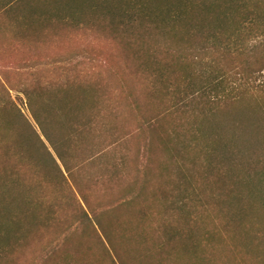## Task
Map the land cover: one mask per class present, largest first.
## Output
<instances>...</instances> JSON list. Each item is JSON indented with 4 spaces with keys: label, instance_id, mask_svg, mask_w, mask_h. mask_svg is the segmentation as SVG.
I'll list each match as a JSON object with an SVG mask.
<instances>
[{
    "label": "trees",
    "instance_id": "1",
    "mask_svg": "<svg viewBox=\"0 0 264 264\" xmlns=\"http://www.w3.org/2000/svg\"><path fill=\"white\" fill-rule=\"evenodd\" d=\"M0 15L21 44L92 20L127 62L95 64L88 78L36 69L17 83L36 128L0 81V264L26 253L30 264H92L94 248L109 264L184 254L210 264L202 254L214 248L216 222L233 238L264 240V216L251 211L264 206V155L241 170L205 126L222 104L264 100V0H0ZM128 118L143 141L138 166L120 126ZM165 119L159 168L168 179L151 188L154 131Z\"/></svg>",
    "mask_w": 264,
    "mask_h": 264
},
{
    "label": "rangeland",
    "instance_id": "2",
    "mask_svg": "<svg viewBox=\"0 0 264 264\" xmlns=\"http://www.w3.org/2000/svg\"><path fill=\"white\" fill-rule=\"evenodd\" d=\"M2 16L0 15V18ZM6 23L5 17L0 19V25H2V29H0V81L9 89L12 99L34 127L25 96L17 90V83L31 80L37 75L35 74L36 69L60 65L65 66L62 73L49 72L38 73V75L88 78L90 67H94L95 64L111 67L127 64L122 58L123 45L121 42L113 39L107 32L95 30V26L91 25L93 24L92 20L87 24L80 25L77 30L57 28L51 31L50 35L43 36V42L36 43L30 40L26 44H21L12 38L5 29ZM36 66L38 67L35 68ZM131 80L137 81L136 84L139 87L140 80L138 78L132 77ZM112 84L114 85V82ZM140 97L143 101V96L140 95ZM170 125V121L165 119L162 124L160 123V128L158 127L154 131L155 141L152 148L155 156L153 154L151 156L150 173L155 177V182L152 183L151 188L158 185L164 187V177L168 179L167 176L161 174L159 168L160 163L164 161L163 158L168 157L162 153L163 148L161 150L159 139H165L166 131ZM120 126H122L123 132L129 133L126 137L128 141H126L132 154L131 162L138 166L144 161L141 156L138 157V153L143 149V141L138 137L136 126L130 121V118ZM205 126L212 135L221 138L220 142H225L228 145L229 152L236 155L239 169H257L256 164L262 162L264 155V100L252 98L240 101V103L222 104L212 117L207 119ZM167 143L171 145L170 140H167ZM171 168L173 170L172 161ZM171 176L170 174V179ZM251 211L259 217L264 216V206L260 203L253 204ZM119 220L129 221L130 217L124 214L119 217ZM252 221L256 220L252 219ZM216 227L218 235L214 236V248L207 247V251L202 254L206 263L264 264V240L260 243L256 240L249 242L250 240L244 234H237L233 238L217 222ZM233 229L238 233L239 230H246L242 227L241 222L236 223ZM242 245H246L248 250L254 253V257H248L247 253L241 250ZM92 252L93 254L87 255L92 264H109L107 259L104 261L98 259L100 255L96 248ZM190 256L188 254L175 255L170 264H192L194 259ZM6 261L7 264H30V256L28 253L24 256L16 254Z\"/></svg>",
    "mask_w": 264,
    "mask_h": 264
}]
</instances>
